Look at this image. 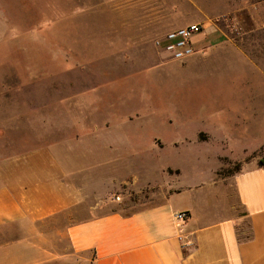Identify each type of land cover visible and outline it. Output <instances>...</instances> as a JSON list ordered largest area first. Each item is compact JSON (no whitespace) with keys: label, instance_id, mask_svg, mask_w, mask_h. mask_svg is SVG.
Wrapping results in <instances>:
<instances>
[{"label":"rangeland","instance_id":"1","mask_svg":"<svg viewBox=\"0 0 264 264\" xmlns=\"http://www.w3.org/2000/svg\"><path fill=\"white\" fill-rule=\"evenodd\" d=\"M173 1L0 0V134L7 127L13 150L73 136L81 125L82 141L110 144L101 152L122 156L141 180L159 164L206 175L217 154L219 175L264 160V0L248 2L257 20L216 22L243 51L230 52L238 67L208 54L175 60L156 46L176 16ZM183 1L192 13L171 23L197 15ZM208 32L205 25L191 41ZM47 119L65 130L48 134ZM113 196L122 200L119 190Z\"/></svg>","mask_w":264,"mask_h":264},{"label":"crops","instance_id":"2","mask_svg":"<svg viewBox=\"0 0 264 264\" xmlns=\"http://www.w3.org/2000/svg\"><path fill=\"white\" fill-rule=\"evenodd\" d=\"M182 1H173L178 12L173 20L192 13ZM186 1L197 15L163 24L167 30L160 37L189 24L206 25L208 41H192L191 57L208 54L238 67L241 62L230 52L243 51L216 22L228 15L239 21L246 13L256 19L249 0H207L215 8ZM47 120L48 134L66 128L63 122L52 128ZM7 122L13 130L15 121ZM109 125L105 120L101 128ZM81 127L73 136L19 150H13L3 127L0 264H264V164L255 159L219 175L217 154L206 175L159 164L141 180L130 176L122 156L101 152L110 144L82 141L87 131ZM117 190L122 200L114 199ZM133 194L139 197L130 198ZM177 211L187 218L177 220Z\"/></svg>","mask_w":264,"mask_h":264},{"label":"built area","instance_id":"3","mask_svg":"<svg viewBox=\"0 0 264 264\" xmlns=\"http://www.w3.org/2000/svg\"><path fill=\"white\" fill-rule=\"evenodd\" d=\"M201 32H203V27L200 24H189L168 31L162 38L156 41V45L172 59L183 60L195 52L191 37ZM119 199V196L115 197V200ZM174 217L181 221L187 218V214L185 211H177L174 213Z\"/></svg>","mask_w":264,"mask_h":264},{"label":"trees","instance_id":"4","mask_svg":"<svg viewBox=\"0 0 264 264\" xmlns=\"http://www.w3.org/2000/svg\"><path fill=\"white\" fill-rule=\"evenodd\" d=\"M259 164L263 165L264 164V160L263 159L259 160Z\"/></svg>","mask_w":264,"mask_h":264}]
</instances>
